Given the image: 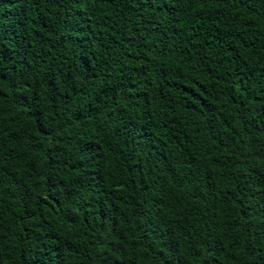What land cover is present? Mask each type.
<instances>
[{
    "label": "trees",
    "instance_id": "trees-1",
    "mask_svg": "<svg viewBox=\"0 0 264 264\" xmlns=\"http://www.w3.org/2000/svg\"><path fill=\"white\" fill-rule=\"evenodd\" d=\"M0 264H264V0H0Z\"/></svg>",
    "mask_w": 264,
    "mask_h": 264
}]
</instances>
